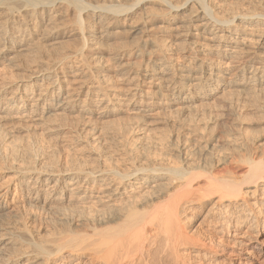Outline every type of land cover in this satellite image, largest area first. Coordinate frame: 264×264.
Listing matches in <instances>:
<instances>
[{"label":"bare ground","instance_id":"1","mask_svg":"<svg viewBox=\"0 0 264 264\" xmlns=\"http://www.w3.org/2000/svg\"><path fill=\"white\" fill-rule=\"evenodd\" d=\"M241 1L252 9L215 0H0V156L7 161L3 169L13 171L25 191L46 187L55 195L52 200L71 204L58 216L66 228L49 242L23 234L32 250L18 255L23 259L19 264H190L182 248L217 253L186 234L178 209L209 198L207 211L248 202L247 195L264 182L262 158H245L248 168L240 180L203 176L204 191L199 194L192 191L187 171L178 168H134L121 176L97 169L83 177L85 184H97L94 190L72 188L75 196L66 199L58 195L80 179L77 171L39 167L45 156L30 154L26 161L14 138L34 134L50 111L90 115L108 99L146 118L163 104L184 113L199 96L218 101L235 82L244 87L252 80L264 84V3ZM67 34L74 45L64 48L60 39ZM130 36H137L132 42L136 45L143 41L149 61L138 68L121 65L124 84L117 90L89 81L82 66L89 62L93 71H103L96 56L103 42L112 37L124 44ZM125 48L115 53L117 59L130 55ZM235 71L241 72V80L231 78ZM161 119L173 121L170 116ZM59 128L52 123L45 131ZM39 200L49 205L47 197ZM4 209L0 193V218ZM260 231L264 234V224Z\"/></svg>","mask_w":264,"mask_h":264},{"label":"rangeland","instance_id":"2","mask_svg":"<svg viewBox=\"0 0 264 264\" xmlns=\"http://www.w3.org/2000/svg\"><path fill=\"white\" fill-rule=\"evenodd\" d=\"M215 1L252 9L241 0ZM135 38L127 37L124 44L107 38L96 55L104 64L103 71H93L89 62L82 66L90 74L88 80L99 81L107 89L123 86L121 65L138 68L149 61V49L141 39L137 45L132 43ZM60 40L65 41L62 47L74 45L69 34ZM54 47L60 49L61 45ZM124 47L130 55L119 60L115 53ZM175 61L180 63L181 58ZM231 74L234 80L242 78L241 72ZM189 105V111L178 113V107L163 104L162 109H155V114L146 118L123 110L121 104L112 105L108 99L94 107L96 113L90 115L82 116L74 110L63 115L50 111L34 134L20 133L14 143L22 146L26 161L31 160L30 154L33 158L45 156L44 165L39 167L77 171L80 179L58 195L66 199L75 196L70 193L72 188L83 185L94 190L97 184H85L83 177L97 169L121 176L134 168H178L187 171L185 176H191L192 191L199 194L204 191L203 176H232L240 180L248 168L245 158L260 157L264 161V84L252 80L244 87L235 82L220 100L205 101L199 96ZM163 116H170L173 121L166 123ZM208 120L210 124L205 125ZM52 123H59L60 128L55 133L46 132L45 127ZM143 123L148 127H143ZM6 162L0 156V193L5 205L0 218V264H19L23 259L18 255L32 250L23 234L35 242H49L66 228L58 222V216L71 204L52 200L54 194L46 187L25 191L17 183L15 173L3 169ZM258 185L257 192L247 195L249 201L238 200L234 209L217 205L207 211L211 198L190 201L178 209L177 218L186 234L217 251L197 246L182 248L190 264H264V234L260 231L264 224V182ZM39 196L47 197L49 205L44 207ZM8 237L10 242L5 244Z\"/></svg>","mask_w":264,"mask_h":264}]
</instances>
